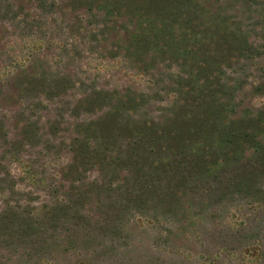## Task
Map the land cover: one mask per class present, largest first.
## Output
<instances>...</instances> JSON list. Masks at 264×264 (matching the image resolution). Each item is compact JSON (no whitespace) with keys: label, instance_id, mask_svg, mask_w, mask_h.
I'll return each instance as SVG.
<instances>
[{"label":"rangeland","instance_id":"1","mask_svg":"<svg viewBox=\"0 0 264 264\" xmlns=\"http://www.w3.org/2000/svg\"><path fill=\"white\" fill-rule=\"evenodd\" d=\"M146 1L148 14L141 0H0V264H264V185L239 193L233 170L193 187L197 165L163 144L154 161L173 187L138 194L141 178L114 162L119 137L113 159L73 176L71 146L94 145L107 120L166 127L200 89H222L211 99L232 121L264 107V0ZM148 25H176L185 60L157 28L132 53Z\"/></svg>","mask_w":264,"mask_h":264},{"label":"trees","instance_id":"2","mask_svg":"<svg viewBox=\"0 0 264 264\" xmlns=\"http://www.w3.org/2000/svg\"><path fill=\"white\" fill-rule=\"evenodd\" d=\"M92 1L93 0H90V4ZM168 2L171 4L172 8L176 10L180 8L179 6L184 7L190 4V0H168ZM141 3L142 6L140 7L144 11L143 14H148L150 12L148 9L152 8V5L149 2H147L149 3L148 5H145V0H141ZM175 13L178 14L179 12ZM175 26L176 25H162L161 27H155L154 25H148L147 28H141L140 32H145V34L142 35L143 38L137 41L136 44H129L131 45L130 48H132V53L133 50L134 52L137 51L135 55L138 56L150 51L149 47L151 45L149 46V44L151 43L147 41V39H150L152 30L157 28L156 31L159 32V39L164 49L173 57H180L185 60L181 42L177 40L176 45H170L171 40L174 39ZM165 31H168V35L166 36L167 38L169 37L168 43H166L167 40L163 38ZM239 41L244 42L241 37H239ZM221 91L222 89L220 91H211L212 95L209 96V98H212L215 92L220 93ZM206 93L205 89H200V91L195 92L194 101H192V98L188 95L180 111H176V115H171V122H169L166 127H161L162 124L156 123L151 119L143 120L142 124L130 120L122 122V124L116 123L112 128H115L116 133H114L112 129L109 130V128H107V126L110 125L109 120L106 121L107 125L96 126L99 130L101 128L99 132H103V134H97L98 137L94 145L87 143L85 140H80L79 143H76V147L71 146L76 165V167L72 169L73 176H78L79 173L81 174L82 169H87L88 166L95 164V162L102 165L104 159H111L112 156L107 154V152H111L110 150L108 151V149L117 144V142L112 141V139L123 137L128 140V142L125 143V140L123 141L124 143L119 142L118 144H120L122 148L120 153L121 155L123 154L124 157L117 155L116 158L114 157V162L119 169H123V164H127L128 166L124 168L133 171L131 175L141 178L138 181L143 184L138 186L139 189L136 191L138 194L144 193L147 188L152 190V192L156 190L158 193L160 185L165 181L168 182L162 185V187H173L169 185L172 178L167 180L168 176H166L164 169L166 163L154 161V158H157L155 154L160 152L156 151L155 153V149H162L163 144L171 145L172 148H178V146H180L181 149H178V151H186L189 155L188 159L183 158L181 162L189 166L197 165V169L195 170V172L197 171L195 174L197 178L193 180V187H199L203 172L212 173V179H216L220 177L222 170L225 172L233 170V175L229 173L228 178L231 177L235 182L230 185V181L226 178L223 184H226L227 188H229V185H233L235 191L246 193L247 195H250V192L254 189L256 191L259 190L260 187L257 186L255 188L256 182H259L258 185H264V107L258 108L251 116H248V114L243 119L232 121L227 118V113L230 112V109L225 107L224 103H221V101L216 102L211 98H206ZM99 147H102V149H99ZM113 163L108 162L107 164L113 166ZM215 163H221L223 166L221 165L222 168L211 172L208 166ZM177 164L180 163H176V165ZM76 168H79L77 172ZM117 168L114 167L113 169L112 167V171H110L109 174L114 178H125V176L119 173ZM179 169L180 168H178V170ZM172 176H176V174ZM130 182L134 183L135 180L131 179ZM218 183H221L220 179ZM181 185L184 186V183ZM177 191L178 190H175V192ZM77 192L79 194L82 193L79 190H77ZM167 193L168 192L163 195H167ZM173 197H175V195L171 196V198ZM133 198V201L137 202V204L143 200L140 199V196L137 194L133 196ZM184 201L186 200H181V205ZM179 208H182L180 204H178V209ZM185 208L187 207L183 206L182 209L185 211ZM44 238L46 239V237Z\"/></svg>","mask_w":264,"mask_h":264}]
</instances>
